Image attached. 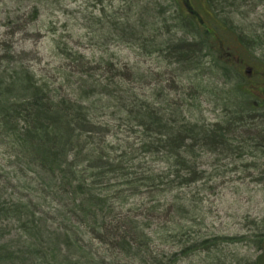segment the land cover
<instances>
[{"label":"trees","instance_id":"1","mask_svg":"<svg viewBox=\"0 0 264 264\" xmlns=\"http://www.w3.org/2000/svg\"><path fill=\"white\" fill-rule=\"evenodd\" d=\"M207 3L208 21L192 0H129L111 16L112 29L119 46L175 66L171 74L178 81H206L211 97L227 109L223 122L194 120L189 98L174 103L160 88L149 102L128 85L130 79L140 85L147 75L116 64L109 50L96 64L63 51L78 72L74 81L63 77L70 84L67 96L26 67H12L11 58L6 65L0 58V140L14 151L20 170L34 174L40 192L27 201L0 203V219L16 218L25 236L15 250L0 246V264H177L180 256L217 245L197 239L179 250L163 248L189 233L184 222L190 212L175 193L203 181L198 160L232 143L236 126L264 125V114L249 106L239 85L222 87L241 76L224 64L220 41L230 34L245 46L255 43L233 17L238 0ZM116 123L128 133L124 145L109 139ZM259 141L254 148L264 149ZM145 193L142 215L136 211L145 204L131 200ZM45 203L55 205L44 211ZM160 213L168 214V222L154 226L149 216ZM49 219L61 220L63 229H46Z\"/></svg>","mask_w":264,"mask_h":264},{"label":"rangeland","instance_id":"2","mask_svg":"<svg viewBox=\"0 0 264 264\" xmlns=\"http://www.w3.org/2000/svg\"><path fill=\"white\" fill-rule=\"evenodd\" d=\"M128 1L0 0V58L4 57V65L11 58L12 67H26L36 78L45 80L57 88L61 95L67 96L71 93L70 84L63 77L74 81L75 78L71 76L78 72L76 64L67 59L63 51L77 52L86 57V62L94 64L102 56L107 58L114 54L112 59L116 64L122 63L133 68V71L141 70L142 74L147 75L140 85L132 79L128 85L138 88L149 102H152L153 90L160 88L169 94V99L174 100V103L181 102L180 96L189 98V102L194 105L191 116L194 120H202L207 124L223 122L227 109L223 102L211 97L206 81L199 83L195 79L191 83L185 77L178 81L171 74L175 66L168 67L157 57L141 55L134 49L116 43L111 16ZM192 4L208 21L211 12L207 0H192ZM236 6L239 11L233 16L236 24L255 43L245 46L238 36L228 33V41L218 40V45L231 54L224 64H231L232 69L241 76V79H233L222 87L224 91H229L233 85H239L248 98L249 106L260 109L259 113L264 114V101H257L258 97L243 79L242 73L245 67L253 66L264 74V40L261 41L264 39V0H238ZM106 50H109L110 55H107ZM102 72L97 69L95 74L100 76ZM189 83L190 87H187ZM199 88L208 93H202ZM238 95L243 99L241 94ZM237 100H234L233 105ZM262 122L254 123L256 128H246L253 129L249 133L236 126L230 132L232 143L198 160L197 165L206 172L203 181L176 189L175 195L190 212L191 219L184 222L189 233H182L163 248L168 251L179 250L197 239L208 240L211 244L217 242L209 250L180 256L177 264H264V149L254 148L260 139L264 141L261 131H264V125L257 129ZM115 126L109 139L124 145L128 133L123 131L124 126L120 123ZM246 140L252 142L245 144ZM133 142L136 140L132 139L130 145ZM14 156L11 147L0 140V203L20 199L27 201L40 195V192H36L39 187L32 180L34 174L26 176L17 166ZM159 168L165 169L163 166ZM147 200L146 193L131 200L133 205L145 204L136 212L142 215L146 213ZM53 205L45 203L43 210L49 211ZM167 215H150L149 219L155 226L168 222ZM44 227L48 230L63 229L61 220L54 219H49ZM23 241L25 236L21 222L16 218L0 219V246L15 250Z\"/></svg>","mask_w":264,"mask_h":264},{"label":"flooded vegetation","instance_id":"3","mask_svg":"<svg viewBox=\"0 0 264 264\" xmlns=\"http://www.w3.org/2000/svg\"><path fill=\"white\" fill-rule=\"evenodd\" d=\"M231 56L230 53L225 51L224 58H229ZM229 60V59H228ZM243 66V64H241ZM243 78L246 82H248L249 87H252L254 94L258 97L257 101H264V74L261 71H258L257 68L253 66H247L242 71ZM256 106L258 104L256 103Z\"/></svg>","mask_w":264,"mask_h":264}]
</instances>
